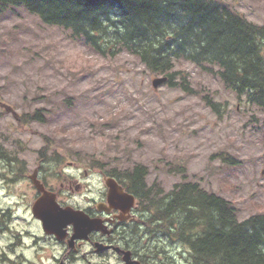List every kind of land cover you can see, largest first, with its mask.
Here are the masks:
<instances>
[{
    "label": "rangeland",
    "instance_id": "1",
    "mask_svg": "<svg viewBox=\"0 0 264 264\" xmlns=\"http://www.w3.org/2000/svg\"><path fill=\"white\" fill-rule=\"evenodd\" d=\"M219 1L250 22L264 23V0ZM175 70L187 77L191 92L179 84L153 88L152 81L162 76L133 55L102 57L22 7L0 11V150L9 155L24 150L18 157L25 156L31 171L38 155L58 151V163L49 159L47 181L57 187L62 182L70 205L82 203L85 187H97V169L139 164L149 170L147 185H157L162 194L192 180L233 203L239 221L264 213V110L239 100L218 77L189 62H176ZM206 94L221 105L220 116L206 106ZM35 111L45 123L28 120ZM221 152L238 164L215 158ZM94 160L102 165L85 169ZM176 166L183 167L185 179L172 172ZM76 182L82 191H75ZM23 193L26 201L33 196L27 183L7 188L0 182V208ZM157 231L166 254L184 250L185 263H191L180 241Z\"/></svg>",
    "mask_w": 264,
    "mask_h": 264
},
{
    "label": "trees",
    "instance_id": "2",
    "mask_svg": "<svg viewBox=\"0 0 264 264\" xmlns=\"http://www.w3.org/2000/svg\"><path fill=\"white\" fill-rule=\"evenodd\" d=\"M15 7L69 31L102 57L133 55L150 73L167 77L165 85L179 84L187 93L189 81L175 63L189 62L218 77L239 100L264 110V23L250 22L219 0H0V11ZM203 100L220 116L219 103L209 94ZM27 118L45 123L39 111ZM214 156L238 164L224 152ZM172 168L185 179L183 167ZM123 170L150 211L148 224L180 241L190 264H264V213L239 221L233 203L196 181L183 180L162 194L157 185H147V167Z\"/></svg>",
    "mask_w": 264,
    "mask_h": 264
},
{
    "label": "flooded vegetation",
    "instance_id": "3",
    "mask_svg": "<svg viewBox=\"0 0 264 264\" xmlns=\"http://www.w3.org/2000/svg\"><path fill=\"white\" fill-rule=\"evenodd\" d=\"M10 113L16 121H24L14 112ZM25 153L23 150L19 154ZM19 154L9 155L0 150V182L7 188L12 183L15 186L27 183L33 196L26 201L27 194H20L16 203L11 205L7 202V207L0 208V264H108L113 257L117 264H187L184 250H178L176 256L166 254V249V252L159 251L158 231L150 229L148 224L150 211L144 208L139 194L132 188L133 182L123 179L120 174L123 169H97L94 173L98 176L97 187H85L88 194L80 197L82 205H70L65 200L68 193L61 191L62 182L57 187L58 183L47 181L48 170L51 169L49 165L52 164L50 160L58 163V151L48 150L45 155H38V162L32 171L25 156L20 158ZM86 168L94 170V165L87 162ZM55 176L60 179L62 172L60 177ZM111 180L116 182L122 194L108 187ZM35 184L43 186L61 207L71 206L83 211L94 221L93 228L85 235H75L73 239L72 225L66 227L62 238L48 234L42 222L32 213L33 203L42 195ZM74 189L82 191V186L76 182ZM161 246L166 245L163 243Z\"/></svg>",
    "mask_w": 264,
    "mask_h": 264
},
{
    "label": "water",
    "instance_id": "4",
    "mask_svg": "<svg viewBox=\"0 0 264 264\" xmlns=\"http://www.w3.org/2000/svg\"><path fill=\"white\" fill-rule=\"evenodd\" d=\"M166 81L167 77H158L152 81V86L156 89ZM35 187L42 195L33 203L32 213L42 222L48 234H56L62 238L65 236L66 227L72 225L74 232L73 239L76 238L75 235H85L93 228L94 221L90 220L83 211L75 210L71 206L61 207L56 202L55 197L49 192H46L43 186L35 184ZM108 187L122 194L115 181L111 180Z\"/></svg>",
    "mask_w": 264,
    "mask_h": 264
},
{
    "label": "clouds",
    "instance_id": "5",
    "mask_svg": "<svg viewBox=\"0 0 264 264\" xmlns=\"http://www.w3.org/2000/svg\"><path fill=\"white\" fill-rule=\"evenodd\" d=\"M108 264H117L115 258H111L109 261H108Z\"/></svg>",
    "mask_w": 264,
    "mask_h": 264
}]
</instances>
